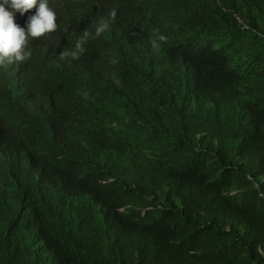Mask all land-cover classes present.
Returning <instances> with one entry per match:
<instances>
[{
	"label": "trees",
	"instance_id": "trees-1",
	"mask_svg": "<svg viewBox=\"0 0 264 264\" xmlns=\"http://www.w3.org/2000/svg\"><path fill=\"white\" fill-rule=\"evenodd\" d=\"M48 1L58 26L27 39L29 73L0 72L1 143L33 152L18 182L0 176V264H264V2L117 0L106 29L88 0L71 15ZM145 5L151 23L135 18ZM156 23L197 69L167 119L155 96L175 76L136 31Z\"/></svg>",
	"mask_w": 264,
	"mask_h": 264
},
{
	"label": "clouds",
	"instance_id": "clouds-1",
	"mask_svg": "<svg viewBox=\"0 0 264 264\" xmlns=\"http://www.w3.org/2000/svg\"><path fill=\"white\" fill-rule=\"evenodd\" d=\"M65 1L56 0L58 11L61 15L64 13H62L63 9L59 3H64ZM76 1L79 3L81 0ZM76 1L72 0L71 3L73 12L78 10V8H75ZM116 2L117 0H104L103 4L96 2L92 6L90 16L93 19H98L101 15L109 16ZM262 2L264 0H251L248 12L252 14L251 5L258 7ZM155 15L156 9H153L151 5H145L136 12L135 18L138 22L140 20H146V22L151 23ZM16 16L21 24L25 22L23 26L14 22ZM57 21L58 12L54 7L48 6V0H0V62L3 64V67L4 65L12 63L17 66L20 64V60L28 58L29 53L24 48L27 39L40 37L52 31L58 26ZM261 29H264L263 22H261ZM101 30L102 28L97 29L98 32ZM136 31L139 34L138 40L143 42L146 51L152 56L161 58L164 71L175 76V79L162 89L159 97L155 96L164 118L167 119L176 111V104L181 109L195 97V89L198 85L195 57L190 48L179 44L181 40L176 38L174 42L168 43V39L173 34L165 24H153L148 30H141L137 26ZM169 63L173 64L174 70L170 68ZM32 97L40 104L39 96L34 94ZM152 124L154 125L153 122ZM158 129L164 130L171 137L173 136L174 130L171 128ZM4 146H9L14 151L16 165L21 167V153L22 151L28 152L26 143L19 140L17 143L5 144ZM28 153L31 156L33 154V152ZM17 171L18 173L25 172L23 169H18ZM4 172H9V177L15 181L6 158V153L0 147V176Z\"/></svg>",
	"mask_w": 264,
	"mask_h": 264
},
{
	"label": "bare ground",
	"instance_id": "bare-ground-1",
	"mask_svg": "<svg viewBox=\"0 0 264 264\" xmlns=\"http://www.w3.org/2000/svg\"><path fill=\"white\" fill-rule=\"evenodd\" d=\"M83 0H81L79 2V7H81V3H82ZM49 3V1H48ZM88 5L90 4H96V0H88ZM84 5V4H83ZM69 15L73 14V10H71L70 12H68ZM103 20H104V27L106 29H108V25L111 23L110 20L105 16V15H101ZM14 22L20 24L22 26V24L20 23L19 19H17V16L14 18ZM117 31V29H116ZM124 39V37H121ZM186 45H188V43H185ZM191 47V45H189ZM189 47V48H190ZM191 49V48H190ZM17 61V60H16ZM18 63V62H17ZM20 64L18 65H21L20 67H22L23 71L28 74L29 71H30V67L35 63L33 59H30V58H25L24 60H20L19 61ZM73 65H71L69 67V64L67 65V69L70 70V68H72ZM3 67V64L0 62V72H1V68ZM28 67V68H27ZM112 68V67H111ZM3 75L4 73L1 72ZM137 88V87H136ZM140 88V87H139ZM4 89V88H3ZM12 89H13V92H12V96L14 97V94L16 93L14 87L12 86ZM143 89V88H142ZM25 90V88L23 89V91ZM23 91H21V93H23ZM139 91V90H138ZM141 91V90H140ZM144 92V91H143ZM138 93V92H137ZM24 99L25 100H28V97H30V99H33L32 95H26L24 94ZM21 97V96H20ZM22 98V97H21ZM6 97L5 96H0V124L1 126L3 127V129H9V127L11 126L10 125V119L6 116V114L1 111V106L3 105V103L6 101ZM35 101V100H34ZM46 118V119H45ZM45 118L42 117L43 119V123H44V126L49 130V133L51 134L53 140L56 142V143H60L62 142V137H61V132L59 130H57L58 128H54V126H52V124H50V118L49 116ZM52 123H54V121H51ZM178 122V121H177ZM24 127L20 128L19 130L21 131H24L26 133H28V138L31 140V150L33 151H38L37 150V144L36 142L32 139V136L30 134V130H29V124L28 125H23ZM93 137V136H92ZM88 138V137H87ZM90 138V137H89ZM94 139V138H93ZM88 141V140H87ZM0 147H2L6 153V158H7V161H8V164H9V167L11 168V171H12V175L13 177L15 178V180H17V182L20 180V173H18V169H22V167H18L16 165V161H15V154H14V151L9 147V146H4L2 143H1V139H0ZM82 146V145H81ZM86 149V148H85ZM90 150V149H89ZM31 165L32 167L35 166V161L31 160ZM218 166V165H217ZM31 167V168H32ZM38 180V178H36ZM0 187L1 184H0ZM0 193H1V189H0ZM2 194V193H1ZM143 199V198H142ZM174 217V216H173Z\"/></svg>",
	"mask_w": 264,
	"mask_h": 264
},
{
	"label": "water",
	"instance_id": "water-1",
	"mask_svg": "<svg viewBox=\"0 0 264 264\" xmlns=\"http://www.w3.org/2000/svg\"><path fill=\"white\" fill-rule=\"evenodd\" d=\"M7 66H16V65L14 63H12V64H7ZM5 67H6V65H5Z\"/></svg>",
	"mask_w": 264,
	"mask_h": 264
},
{
	"label": "rangeland",
	"instance_id": "rangeland-1",
	"mask_svg": "<svg viewBox=\"0 0 264 264\" xmlns=\"http://www.w3.org/2000/svg\"><path fill=\"white\" fill-rule=\"evenodd\" d=\"M22 127H24V126H21L20 128H22Z\"/></svg>",
	"mask_w": 264,
	"mask_h": 264
}]
</instances>
